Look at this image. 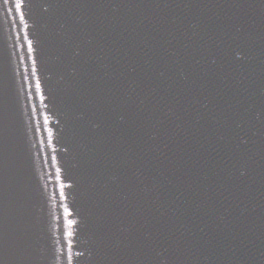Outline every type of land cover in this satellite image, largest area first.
<instances>
[{
    "label": "snow or ice",
    "instance_id": "1",
    "mask_svg": "<svg viewBox=\"0 0 264 264\" xmlns=\"http://www.w3.org/2000/svg\"><path fill=\"white\" fill-rule=\"evenodd\" d=\"M22 3H23V0H17V2L15 3V9L17 10V12L21 11ZM20 19H21V21H23V19H24L23 14H21ZM69 235H71V233H69Z\"/></svg>",
    "mask_w": 264,
    "mask_h": 264
}]
</instances>
